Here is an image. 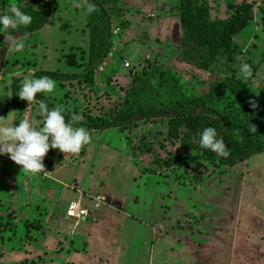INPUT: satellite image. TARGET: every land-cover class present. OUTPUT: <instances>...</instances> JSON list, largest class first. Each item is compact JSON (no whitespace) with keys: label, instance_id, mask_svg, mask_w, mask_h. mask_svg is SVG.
<instances>
[{"label":"rangeland","instance_id":"1","mask_svg":"<svg viewBox=\"0 0 264 264\" xmlns=\"http://www.w3.org/2000/svg\"><path fill=\"white\" fill-rule=\"evenodd\" d=\"M46 1L0 0V15L26 4L37 9ZM96 1L110 18L111 49L89 75L55 81L54 92L44 93L55 107L82 120L109 118L122 107L134 78L144 70H162L170 72L175 91L160 90L157 102L174 101L179 94L229 118L242 112L237 100L245 80L239 68L264 54V21L257 16L259 21L234 38V46L248 48L233 63L219 49L211 24L234 15L229 5L252 1L258 6L264 0ZM88 17L83 0H56L41 31L20 36L16 29H0V59L6 49L0 117L8 116L14 125L37 119L35 106L17 96L23 81L35 73L79 75L85 70ZM10 35L25 40L23 51H9ZM152 82L157 86V76ZM167 131L163 120L131 130L91 132L92 143L78 154L50 149L45 173L25 172L8 155L0 156V258L28 241L38 244H26L24 253L31 255L35 246L34 258L54 255L58 246L37 241L41 235L33 231L55 224L59 215L66 217L69 203L82 200L88 218L76 238L82 242L89 233V253L98 262L264 264V153L227 168L201 151L182 150L183 140L195 144L185 131L178 141H170ZM166 159L170 168L156 175L146 172L154 160Z\"/></svg>","mask_w":264,"mask_h":264},{"label":"trees","instance_id":"2","mask_svg":"<svg viewBox=\"0 0 264 264\" xmlns=\"http://www.w3.org/2000/svg\"><path fill=\"white\" fill-rule=\"evenodd\" d=\"M84 1V0H83ZM96 5V11L89 14L87 28L89 30L88 62L85 70L79 75H66L59 72L39 71L31 78L48 76L54 81H73L82 76H87L94 68L107 58L111 49V22L104 7L96 0H90ZM56 6V0H47L42 7L32 9L30 5H24L23 11L33 17L32 23L26 28L21 26L16 29L15 34L20 36H30L35 34L48 24L51 13ZM228 8L234 11V15L226 20H217L212 23L213 31L217 34L218 47L227 56V61L233 63L237 60L236 55L242 51L235 45L234 38L242 33L253 20V5L242 2L238 6L229 5ZM264 14V3L261 5ZM264 21V17L262 18ZM5 47L1 52L0 72L4 67ZM248 64L250 62H247ZM74 65V64H73ZM72 65V66H73ZM252 71L255 70L251 65ZM157 76L159 83L153 84ZM173 77L169 71H155L146 73L133 79L131 89L127 92L126 100L119 111L109 118H92L81 120L79 125L84 126L90 132H102L110 129L131 130L138 124L155 123L165 120L168 125L167 138L170 141L180 140L183 131L191 141H181V148L184 151L198 150L207 160H218L223 167L231 168L247 161L251 156L264 153V92L260 93L255 102V109L244 105L245 88L248 81L242 84L238 97V106L242 107V112L231 118L221 115L215 110L199 103L196 100L184 98L178 94V98L169 102H157L156 99L160 90L165 89L169 93L175 91L172 85ZM240 82H238L239 84ZM173 86V87H172ZM235 87V86H234ZM38 100H44L50 108L55 105L44 93L37 94ZM63 112V111H62ZM64 113V112H63ZM65 119L69 120L73 113H64ZM254 125L257 132H250V124ZM215 127L219 135L228 145L229 155L221 157L217 154L201 149L198 144L199 133L206 127ZM236 130H239L237 138ZM143 152V149H137ZM52 153L49 151L46 156ZM171 160H154L152 167L147 169L149 174H160L163 170L170 168Z\"/></svg>","mask_w":264,"mask_h":264},{"label":"clouds","instance_id":"3","mask_svg":"<svg viewBox=\"0 0 264 264\" xmlns=\"http://www.w3.org/2000/svg\"><path fill=\"white\" fill-rule=\"evenodd\" d=\"M84 3L89 14L97 10L90 0H84ZM73 6L80 8L81 4L74 2ZM10 11L11 15H0V29H17L21 26L26 28L32 23L33 17L21 7H12ZM8 40L11 53L24 50V39L10 35ZM239 71L245 81L253 76L252 67L248 63H242ZM56 86V82L48 76L25 79L17 96L35 106L37 119H20L18 125H14L15 120L8 123V116L0 117V156L8 155L12 162L31 174L46 172L43 161L50 149H57L63 154H78L84 146L92 143L90 130L77 126L82 120L80 115L73 114L66 120L60 107L50 108L44 100L37 99V94L53 93ZM249 104L253 109L257 107L253 100H250ZM249 131L257 132V129L250 124ZM236 135L239 138V130H236ZM197 142L201 149L209 150L218 156L229 155L228 145L215 127L204 128L199 133Z\"/></svg>","mask_w":264,"mask_h":264},{"label":"crops","instance_id":"4","mask_svg":"<svg viewBox=\"0 0 264 264\" xmlns=\"http://www.w3.org/2000/svg\"><path fill=\"white\" fill-rule=\"evenodd\" d=\"M262 1L263 0H261V2ZM249 2L252 3V1ZM169 3L170 4L172 3L171 0H169ZM260 6L261 3L258 6L257 5L253 6L252 9L253 20L251 22L259 21V19H257V16H259L260 19L263 18V17L261 18L260 16L262 15V12L261 14L259 12V9H261ZM257 7H258V13L256 15L255 10H257ZM254 36L257 37V35ZM247 45L246 46L239 45L238 48L243 53L245 52V49L248 48ZM258 47L259 45L257 44V48ZM258 53L260 52L256 51V54ZM248 55H250V52L248 53ZM259 57L260 60L258 62L254 64L249 63L250 65H254L255 70L253 71V76L249 80H247L248 83L245 88L244 105L247 107H250L249 104L250 100L255 101V98L260 93L264 92V54ZM247 62H251V61L249 60ZM78 202L82 204V200H79ZM59 216H58L59 220L58 222H55V224L51 223L49 224V226L38 225L37 226L38 231L37 230L33 231V233L42 236V237L40 236V238H37V241L39 240L41 242L43 241V243H48L47 245L50 246L52 245H54L55 247L58 246V250L56 251V253H54V255H52L51 252H48L46 254V250H44L40 252V254H43L44 252L46 255H43L42 257L34 258L33 256H36L35 254L37 253L36 251L37 248H35L34 246L35 249L34 248L32 249L34 250V253L29 255L27 253H24L27 247L26 244L27 245L32 244L31 246L33 247L34 244H38V243H36L35 241L34 242L28 241L25 245H23V242H21L20 247H17L13 250L12 248H10L9 257L0 258V264H106L107 260L104 261L103 259L99 258L98 259L99 262H98L96 260L97 258L91 257V254L89 253L90 236L88 232L85 234V236L82 237V242H79L76 238V233H77L76 231L79 230L81 225L85 224L86 221L83 220L76 223L67 219L64 214H61V217ZM71 225H74V227L72 228Z\"/></svg>","mask_w":264,"mask_h":264},{"label":"built area","instance_id":"5","mask_svg":"<svg viewBox=\"0 0 264 264\" xmlns=\"http://www.w3.org/2000/svg\"><path fill=\"white\" fill-rule=\"evenodd\" d=\"M66 218L73 222H80L88 218V211L81 207L80 203L72 202L66 208Z\"/></svg>","mask_w":264,"mask_h":264}]
</instances>
